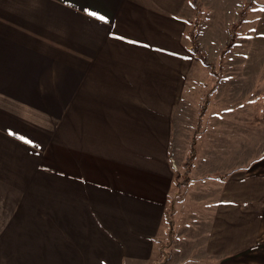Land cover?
Instances as JSON below:
<instances>
[{"label": "crops", "instance_id": "1", "mask_svg": "<svg viewBox=\"0 0 264 264\" xmlns=\"http://www.w3.org/2000/svg\"><path fill=\"white\" fill-rule=\"evenodd\" d=\"M193 17L190 0H0V264L157 257ZM217 190L214 258L264 264V205L227 219Z\"/></svg>", "mask_w": 264, "mask_h": 264}, {"label": "rangeland", "instance_id": "2", "mask_svg": "<svg viewBox=\"0 0 264 264\" xmlns=\"http://www.w3.org/2000/svg\"><path fill=\"white\" fill-rule=\"evenodd\" d=\"M236 1L240 9L231 11ZM198 2L186 31H196L208 66L194 55L193 90L173 132L166 231L148 264H218L221 183L225 218L233 217L236 204L264 205V0Z\"/></svg>", "mask_w": 264, "mask_h": 264}, {"label": "trees", "instance_id": "3", "mask_svg": "<svg viewBox=\"0 0 264 264\" xmlns=\"http://www.w3.org/2000/svg\"><path fill=\"white\" fill-rule=\"evenodd\" d=\"M190 3L195 7L194 0H190ZM198 11L196 10V13ZM191 24L190 22H187V25ZM195 21H193V25H195ZM196 31L195 30H187L186 31V38L188 42L190 43V50L193 55L197 57V59L201 62V64L208 66V63L206 61L205 55L199 50L197 43L195 41ZM231 44H228V47H230ZM191 165L190 158L189 162L184 165L187 171H189V167Z\"/></svg>", "mask_w": 264, "mask_h": 264}, {"label": "snow or ice", "instance_id": "4", "mask_svg": "<svg viewBox=\"0 0 264 264\" xmlns=\"http://www.w3.org/2000/svg\"><path fill=\"white\" fill-rule=\"evenodd\" d=\"M91 15H96V13H91ZM101 20H103L104 19V17L103 16H101V17H99Z\"/></svg>", "mask_w": 264, "mask_h": 264}, {"label": "built area", "instance_id": "5", "mask_svg": "<svg viewBox=\"0 0 264 264\" xmlns=\"http://www.w3.org/2000/svg\"><path fill=\"white\" fill-rule=\"evenodd\" d=\"M171 166H172L173 169L175 168V165H174L173 161H171Z\"/></svg>", "mask_w": 264, "mask_h": 264}]
</instances>
